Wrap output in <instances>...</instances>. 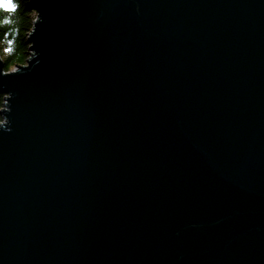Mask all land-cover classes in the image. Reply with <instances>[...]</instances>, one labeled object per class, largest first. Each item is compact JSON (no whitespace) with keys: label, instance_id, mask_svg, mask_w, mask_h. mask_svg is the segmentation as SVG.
Instances as JSON below:
<instances>
[{"label":"water","instance_id":"1","mask_svg":"<svg viewBox=\"0 0 264 264\" xmlns=\"http://www.w3.org/2000/svg\"><path fill=\"white\" fill-rule=\"evenodd\" d=\"M30 3L0 264H264V0Z\"/></svg>","mask_w":264,"mask_h":264},{"label":"trees","instance_id":"2","mask_svg":"<svg viewBox=\"0 0 264 264\" xmlns=\"http://www.w3.org/2000/svg\"><path fill=\"white\" fill-rule=\"evenodd\" d=\"M14 9L0 7V54L4 70L11 71L27 64L30 57L28 41L36 18V12L29 0H12ZM8 19L9 23H3ZM5 94H0V112L5 106ZM3 117L0 113V121Z\"/></svg>","mask_w":264,"mask_h":264},{"label":"snow or ice","instance_id":"3","mask_svg":"<svg viewBox=\"0 0 264 264\" xmlns=\"http://www.w3.org/2000/svg\"><path fill=\"white\" fill-rule=\"evenodd\" d=\"M0 7H7L9 9H14L12 0H0Z\"/></svg>","mask_w":264,"mask_h":264},{"label":"rangeland","instance_id":"4","mask_svg":"<svg viewBox=\"0 0 264 264\" xmlns=\"http://www.w3.org/2000/svg\"><path fill=\"white\" fill-rule=\"evenodd\" d=\"M29 2H30V0H29ZM31 4V3H30ZM36 15H37V12H36ZM36 19V18H35ZM34 19V20H35ZM31 52V51H30ZM0 58H1V54H0ZM2 59V58H1ZM16 69V67L14 68V69H12V70H15ZM3 73H7V71H4ZM6 102V101H5ZM3 109V108H2Z\"/></svg>","mask_w":264,"mask_h":264},{"label":"clouds","instance_id":"5","mask_svg":"<svg viewBox=\"0 0 264 264\" xmlns=\"http://www.w3.org/2000/svg\"><path fill=\"white\" fill-rule=\"evenodd\" d=\"M10 21L8 19H5L3 23H9Z\"/></svg>","mask_w":264,"mask_h":264}]
</instances>
